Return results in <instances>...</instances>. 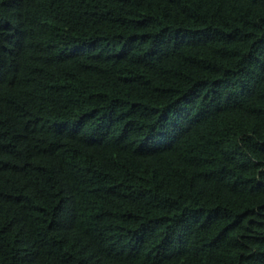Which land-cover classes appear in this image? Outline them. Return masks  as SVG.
I'll return each mask as SVG.
<instances>
[{
	"label": "trees",
	"instance_id": "trees-1",
	"mask_svg": "<svg viewBox=\"0 0 264 264\" xmlns=\"http://www.w3.org/2000/svg\"><path fill=\"white\" fill-rule=\"evenodd\" d=\"M0 264H264V0H0Z\"/></svg>",
	"mask_w": 264,
	"mask_h": 264
}]
</instances>
